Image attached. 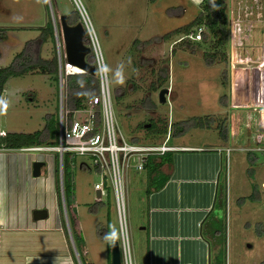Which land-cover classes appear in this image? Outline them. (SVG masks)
Wrapping results in <instances>:
<instances>
[{"label": "rangeland", "instance_id": "rangeland-1", "mask_svg": "<svg viewBox=\"0 0 264 264\" xmlns=\"http://www.w3.org/2000/svg\"><path fill=\"white\" fill-rule=\"evenodd\" d=\"M77 1L96 37L114 120L124 140L141 145L161 144L164 135L160 130L166 126L168 146L198 147L205 155L212 154V149H222L218 153L221 165L214 209L199 222L201 238L209 248V264H264V187L261 185L264 183V152L238 150L240 140L246 137L235 143L232 138L233 129L244 122L258 121L260 127L264 124V100L253 98L254 92H251L264 87V68H259L264 52V0H221L226 10L227 39L220 47L213 46L215 40L206 35L203 27L205 42L186 39L182 37L184 34L163 39L164 35L174 33L195 19L201 0ZM48 3L51 14L48 10L47 15L43 0H0V68L10 66L25 44L39 37L40 28L48 20L57 24L60 15L76 10L72 0H48ZM192 30L189 34L195 33ZM180 39L183 41L178 43ZM27 51L33 56L34 47L30 46ZM36 54L46 61L54 57L53 39H46ZM207 54L213 57L210 66L203 60ZM84 60L93 64L91 56H85ZM81 78L87 83L86 89L97 92L96 76ZM74 79L79 78H67L62 89V103L67 108H70L68 100L77 101L78 95L67 90V81ZM162 88L169 92L166 102L159 104L157 92ZM88 93L86 90L80 95L81 106ZM58 107L55 74L27 71L10 77L0 95V136L2 132L4 135L51 132L52 124L57 121ZM191 117H207L212 126L187 127L182 134L172 137L173 124H181ZM146 125L151 126L150 129ZM218 127L227 130L226 139L219 134ZM258 140L264 144L263 137ZM230 148L232 150L225 153V149ZM39 154L54 155L52 152ZM4 155L24 154L0 149V195L17 194L14 189L20 188L32 192L33 201H27L22 212L17 208L10 213L12 202L0 196V237L12 241L4 243L8 241L2 240L0 255L9 258L8 264H74L75 248L83 264H110L111 242L119 241L114 199L108 182L95 174L90 157L69 159L64 155L62 179L68 186L66 195L74 210L76 227L69 212L68 224L63 212L59 214L51 171L53 164L43 162L40 177L32 179L29 163L25 161L21 169L20 157L10 159ZM171 155L163 159L172 162ZM146 172V168L144 172L128 169L125 174V219L133 264H144L150 244L144 196ZM96 183L102 184L99 202L93 188ZM154 186L155 183L153 189ZM47 196L54 203L50 210L52 226L46 229L48 233L45 229L37 232L34 229L40 224L30 220V210L34 205L48 202ZM28 219L33 222L29 227L18 225ZM21 228L33 229L31 246L23 247L18 242ZM71 232L74 239L78 233L84 249L74 240L73 250ZM18 255L22 257L16 262Z\"/></svg>", "mask_w": 264, "mask_h": 264}, {"label": "built area", "instance_id": "built-area-1", "mask_svg": "<svg viewBox=\"0 0 264 264\" xmlns=\"http://www.w3.org/2000/svg\"><path fill=\"white\" fill-rule=\"evenodd\" d=\"M72 2L76 7V11L80 18L79 22L81 23L84 30L83 41L84 45L89 49V53L93 61L92 65L94 67L95 76L97 77L98 81V90L93 95L85 99L84 104L82 106L80 105L78 108H67L65 104L63 105L62 89L67 77L72 75L86 74L80 69L66 62L59 22L56 24L52 20L50 23L54 44V59L56 65L55 74L59 93V107L57 110L56 121V145L52 147L24 148L17 150V152L23 153L24 155H29L30 157L32 156V162H44L47 165L52 163L53 166L51 171L53 179L54 167H57V180L59 186L61 209L67 224L68 217L66 216L67 213H65L66 210L62 192L64 155H67L69 159L75 156L90 157L91 166L95 170V174H97L99 178H102L108 182L113 194L114 209L116 213L117 225L119 228V241L117 244L120 264H133L130 254V247L128 244L125 219V174L128 169H132L136 172L142 171L144 161L148 156H162L167 152L174 151V148L166 144L168 133L165 135L163 142L157 145H141L137 143H128L124 140L123 136L118 131L114 120L106 72L100 51L97 46L96 37L89 21L87 20L86 16H84V12L79 6L78 1L72 0ZM202 33V27H198L195 29L194 34H189L185 38L195 42L200 41ZM258 89L260 90L259 93L257 92ZM251 92H254L252 94L253 98L259 99V101L264 100V87L254 88V90ZM258 94H260L259 97H256ZM230 95L231 97L233 95L231 84ZM262 128V133L242 138L240 140L242 141L241 147L236 149L251 152H264V144H260L258 140L259 137L264 138V124ZM1 135L3 136L2 133ZM229 150H232V148L225 149V153H227ZM41 152H52L54 155H38V153ZM69 165L71 168L73 167L71 162ZM93 188L99 192V198L96 199L97 202H99L102 192V184L96 183L94 184ZM68 212L73 220L72 224L77 227L72 206L69 207ZM69 239L73 246L70 234ZM76 240L79 243L80 248L84 249V245L81 239L78 237V233H76Z\"/></svg>", "mask_w": 264, "mask_h": 264}, {"label": "crops", "instance_id": "crops-1", "mask_svg": "<svg viewBox=\"0 0 264 264\" xmlns=\"http://www.w3.org/2000/svg\"><path fill=\"white\" fill-rule=\"evenodd\" d=\"M86 90L89 92V96L95 93L93 90ZM171 147L174 148V151L170 153V155L172 154V162L163 164L159 168V173L167 176V181L157 192L149 189L151 193L146 195L147 186L144 189L147 204L146 225L148 230H150L148 238V243L150 244L146 250L144 264H209V248H207L208 244L201 238V223L199 222L202 221L203 216H208L214 209L215 198L218 193L217 186L220 179L218 170L221 165V156L218 153H221L222 149H212V154L205 155V151L198 147L182 145ZM4 156L13 157L11 155ZM15 157L22 159L20 160L21 162L19 161L21 169L25 167V161L31 166L32 156L22 155L14 156L13 158ZM148 157L157 158L161 156ZM140 172H144V169ZM261 185L264 187V183ZM14 190L17 191V194L8 193L0 196H4L6 201L12 202L13 205H9L11 206L9 208L10 213L17 211V208L19 212H22L27 201L29 203L33 202L32 192L22 191L20 188ZM47 197H44L45 200ZM52 201L48 197V202L46 200L42 205H34L33 209L45 208L48 213L46 220L41 223L37 222L40 226H36L37 228L34 231L44 232L49 229V226H52L53 220L51 218L53 216L51 217L50 215V210L52 211L54 204ZM35 203L38 204L39 202L35 200ZM6 209L4 208L3 210ZM16 217L15 215L12 219L15 220ZM19 218L22 219V216ZM25 220L23 223L18 222V225L29 227L33 223L30 221L31 216L30 220ZM32 231L33 229L21 228L19 230L18 234L20 236H17V239L21 243L20 245H23V247L32 245L30 236ZM12 232L16 233V231ZM2 240L8 241L4 243L12 242L11 238H2L0 243H3ZM5 257V255H0V264H8L10 262L9 258H7L8 262H6L5 260L7 259H4ZM21 257L18 255L16 262H19Z\"/></svg>", "mask_w": 264, "mask_h": 264}, {"label": "trees", "instance_id": "trees-1", "mask_svg": "<svg viewBox=\"0 0 264 264\" xmlns=\"http://www.w3.org/2000/svg\"><path fill=\"white\" fill-rule=\"evenodd\" d=\"M44 8L46 10V13L48 15V8L46 1L43 0ZM53 8V6H52ZM198 15L195 17V19L189 23L188 25L177 29L172 32L171 34H166L163 36V39H168L169 36L177 35V34H184L182 37H186L189 35V32L191 29L195 30L198 27H203L206 31V35H210L215 42L213 43L214 47H220L225 44V40L227 39V19H226V10L222 5L221 0H201V4L199 7ZM66 17V21L69 25H73L77 22H79L80 18L76 10H71L69 13L64 15ZM192 30V31H193ZM39 37L34 40L30 41L25 44L22 51L17 54L14 58V61L12 64L8 67L0 68V95L3 92V86L6 82V80L10 77L16 76V75H22L23 73L29 71V72H36V73H48V74H55L56 73V65H55V59L52 57L49 61L42 60L38 57V54L35 55L36 52H38L40 46L43 42H45L46 39L52 38V28L50 20H48L44 27L40 28L39 30ZM206 35L202 33L201 40L202 42H205ZM183 41L180 39L178 41ZM30 46L34 47L33 56L28 53L27 48ZM204 63L206 66H210L213 62L212 55L207 54V56H204ZM56 75V74H55ZM84 75H72L67 78H79L74 79L73 81L69 82L67 81V90L71 93H74L77 96V101L74 103H70L68 100V105L70 108H78L80 106V95H84L86 92V86L83 79ZM90 94L88 93L89 96ZM52 131L51 132H43L42 131H36L30 134H10V135H3L0 136V145L1 148L9 150V151H17L19 149L24 148H30V147H52L56 145V122L55 125L52 124ZM211 125V122L209 118L207 117H191L181 124H177L172 126V132L171 136L175 137L179 134H182L187 127L190 128H209ZM151 126H148L150 129ZM219 130V134L222 136L223 139H226V132L227 130L221 127ZM151 131V130H150ZM45 133V134H44ZM168 133L167 127L165 126L163 129L160 130V134L165 135ZM169 136H170V129H169ZM133 143H136L133 141ZM171 152H167L163 154L161 157H148L145 159L143 164V169L145 171V168L148 169V172H146V195L150 193L149 189H152L153 191H159L164 183L167 181V176H163L161 173H159V168L166 163H169L170 161L168 159H163V157L170 155ZM64 161V160H63ZM152 164V166H151ZM56 165V164H55ZM148 165L151 167L148 168ZM63 175V174H62ZM63 177V176H62ZM54 181H55V191L57 194L56 203L58 207L59 214L62 215V209H61V203H60V194H59V186H58V180H57V167H54ZM155 183L156 187L153 189L152 185ZM67 184L62 179V192H63V200H64V206L66 213H68L69 207L71 206L68 201V197L66 195V188ZM68 209V210H67ZM68 217V214H67ZM69 222V219H68ZM63 225V223H62ZM44 234V233H43ZM53 235L52 233H50ZM71 237L73 240V243L76 240L73 238V234L71 232ZM76 236V234H75ZM75 240V241H74ZM78 243V242H77ZM75 246V244H74ZM75 251L77 253L79 263L83 264L81 262V257L78 252V250L75 248ZM72 263L76 264L75 259L72 255ZM218 262H215L217 264ZM109 264V263H108Z\"/></svg>", "mask_w": 264, "mask_h": 264}, {"label": "water", "instance_id": "water-1", "mask_svg": "<svg viewBox=\"0 0 264 264\" xmlns=\"http://www.w3.org/2000/svg\"><path fill=\"white\" fill-rule=\"evenodd\" d=\"M47 8L50 12L48 0H46ZM51 14V12H50ZM59 27L62 35V41L64 44L65 60L72 66L80 69L88 76L94 77L95 70L90 64H87L84 60L88 55L89 49L83 44L84 30L80 22L73 25H69L64 15L58 17ZM261 70L264 68V53L263 63L259 67ZM259 89L257 92L259 93ZM169 90L162 88L157 92V102L164 104L166 102L165 96L168 95ZM145 127H148L147 125ZM263 132V128L259 126L258 121L244 122L240 126H237L232 131L233 143L240 140L242 137L252 136ZM43 167L42 162H32L30 166V176L32 179L40 177V170ZM96 199L99 198V192L95 191ZM31 220L33 222L44 221L48 218V213L45 208L33 209L30 212ZM73 247V246H72ZM74 250V247H73ZM75 260L79 264V259L76 251L74 250ZM110 264H120V257L118 251V244L116 241L111 242L110 245Z\"/></svg>", "mask_w": 264, "mask_h": 264}, {"label": "flooded vegetation", "instance_id": "flooded-vegetation-1", "mask_svg": "<svg viewBox=\"0 0 264 264\" xmlns=\"http://www.w3.org/2000/svg\"><path fill=\"white\" fill-rule=\"evenodd\" d=\"M83 44H84V41H83ZM86 47V46H85ZM87 56H90V53H88V55ZM88 64V63H87ZM90 65H92V64H90ZM93 66V65H92ZM0 149H1V151L2 150H4V151H9V150H6V149H3V148H1V145H0Z\"/></svg>", "mask_w": 264, "mask_h": 264}, {"label": "clouds", "instance_id": "clouds-1", "mask_svg": "<svg viewBox=\"0 0 264 264\" xmlns=\"http://www.w3.org/2000/svg\"><path fill=\"white\" fill-rule=\"evenodd\" d=\"M3 133V132H2ZM3 135H4V133H3ZM2 136V135H1Z\"/></svg>", "mask_w": 264, "mask_h": 264}]
</instances>
